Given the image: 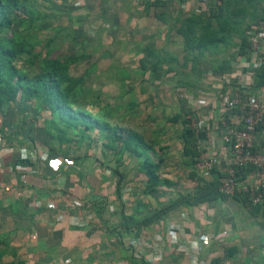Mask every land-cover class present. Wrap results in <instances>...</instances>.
<instances>
[{"label":"crops","instance_id":"crops-1","mask_svg":"<svg viewBox=\"0 0 264 264\" xmlns=\"http://www.w3.org/2000/svg\"><path fill=\"white\" fill-rule=\"evenodd\" d=\"M49 1L51 4L48 3ZM243 1L230 2L229 12H240L238 6ZM158 2V0H31L30 3H33L32 6L37 10L48 13L51 18L54 12L59 14L57 15L59 20L63 15L58 27L53 26L51 22L55 18L51 20L46 18L38 27V38L44 41L53 35V32H50L51 28L57 30L61 27L60 29L64 31L63 40L58 37L52 45L59 49L61 44H67L66 50L61 49L63 54L86 52L89 55L87 59L79 62L78 67L83 74L93 65L91 74L86 78L88 88L92 91L96 89L93 93L100 97V93L104 92L103 86H106L103 85L108 79L106 77L113 80L112 82L119 78L121 94L130 96L127 109L133 117L142 113L139 107V102L142 101L138 100L142 98L143 101L147 100L143 122L136 125L138 127L136 129L127 128L148 136L154 133L168 134V128L175 125L180 126L182 135L184 121L186 120V126H189L191 120L197 119L204 124L202 127L204 130L201 136H198L196 150L200 143L204 151L212 155L224 156L228 149L222 143L223 131L218 128L216 117L223 112L225 98L223 95L232 87L233 80H237L235 76L246 70L247 52L238 53L241 43L238 34L225 33L224 37L227 41L220 44L219 51L212 54L205 50L201 61L197 47H193L195 41L192 36L191 44L185 46L187 33L189 35L186 29L191 27L190 31H195L194 35L201 33L204 29L202 21L207 22L210 6L200 0ZM250 3L247 6L251 9L254 1L251 5ZM51 7L54 8L51 13L45 11V8ZM71 16V28L67 30ZM247 22L251 23L249 17ZM29 26L34 28L38 25L37 22H33ZM87 26L88 29H85ZM116 30L121 35H118ZM127 36L130 38L126 45L124 39ZM115 38H118V42L119 39L122 40L116 51L110 48L114 46L112 43ZM226 45L230 46L232 51L225 54ZM117 50L122 59L115 57ZM95 52L98 53L96 57H94ZM112 58L116 60L115 63H112ZM141 58H144L148 64L157 65V68L143 70L139 64ZM104 59H108L112 65L110 63L109 67L101 68ZM119 62H123L122 65ZM130 67L133 70H129ZM107 71L108 73L104 75ZM258 75L248 73L244 74V78L250 84H248L249 90L264 99V81L259 79ZM102 76H104L103 80H101ZM90 81L100 84L99 86L96 84L95 89H91L93 84L88 85ZM143 95L145 97H142ZM158 103L161 115L156 117L152 112ZM107 105L110 106L108 108L116 109L115 106L105 103L101 106V113L105 111ZM146 107L149 110H145ZM29 109L34 110L23 103L8 105L5 117L0 118V127H4L7 132L22 128L27 123H22V118L20 121L17 116H20L23 110ZM13 110H19V114L14 117L9 115L8 113H12ZM42 111L37 110V117ZM35 113L36 110L33 115ZM176 114L180 115L179 118L172 120L173 115ZM37 117L33 120L38 121ZM44 119L38 121L43 126ZM159 119L163 120L162 123ZM106 120L109 121L108 118ZM118 120L111 123L123 127ZM150 125L151 127L148 128L147 126ZM97 137L98 133L95 138ZM39 138L43 137L39 135ZM93 139L94 137L91 138ZM19 140L21 139H16L15 134L12 133L0 142L1 261L62 264L65 259L70 258L72 264H186L183 250L174 252L165 248L161 251V257L154 258L153 250L145 247L141 258L128 255L130 249H134L133 251L137 253L133 243L151 240L156 234H162L172 226L177 229L178 243L185 247L188 245L200 259L211 263L212 260L220 257L222 264H264V205L248 206L238 198L230 196L215 198L192 207L181 204L166 211L154 223L134 228L130 234L120 237L108 229H100L102 222L110 223L112 226L117 222L111 215L110 218L106 215V212L110 211V206L114 208L112 211L116 210L117 215H120V200L115 194L117 177L114 178L112 195L114 200L108 198L110 204L102 217L96 214L93 205L103 197L101 191L104 182L106 183L110 176L115 177L116 174L112 169L117 168L124 174L119 170L118 165L127 156L116 162L115 152L101 140L102 146L98 151L106 157L111 155L108 162H114L115 165L104 163V169L107 171L96 169L95 172L103 177L100 183L101 178L98 179L97 176V180L91 176L92 173L89 172H92V168L88 170L82 162L84 156L90 155L88 151L83 157L77 158L78 165H72L74 166L72 169L67 166L73 163L70 158V160L67 158L69 162L65 160V163L61 162L57 167L50 165L48 160L42 161L40 168L37 164H31L32 172L16 168L19 164L26 168L28 166V163L19 160L25 159L21 156V147L30 146V143L21 145ZM260 140L264 146V128L260 131ZM161 144L165 147L163 155L165 158L160 168V176L169 179L171 185H160L156 191L149 194L140 193L145 180L141 170H137L130 179L124 174L125 182L120 184V193L129 197L126 200L124 196L125 207L130 203L137 216L146 215L157 206H166L178 196L177 193L182 185L174 182L171 175L179 171L195 172L192 190L198 185V179L201 181L199 183L214 179L220 183L224 175L219 169L223 168V164H220L210 177L203 178L200 163L191 167L189 158L184 155V140L180 154L183 153L185 158L181 155L174 167L167 166L168 158L172 156L170 146L167 142ZM38 145L34 147L41 151L45 150ZM45 152L48 154L47 158L61 159V161L65 159L61 155L53 154L49 149ZM198 154L200 157L199 152ZM131 157L137 159L136 156ZM176 157L179 158L180 155L177 154ZM182 166L184 168L180 169ZM51 204L54 206L52 207ZM141 209L147 211L141 213ZM106 235L109 237H105ZM95 243L96 250L92 252L94 248L92 245Z\"/></svg>","mask_w":264,"mask_h":264},{"label":"trees","instance_id":"trees-1","mask_svg":"<svg viewBox=\"0 0 264 264\" xmlns=\"http://www.w3.org/2000/svg\"><path fill=\"white\" fill-rule=\"evenodd\" d=\"M158 1L161 2V0ZM232 1L211 0L207 4L211 9L210 15L207 18V22L202 21L204 29L201 30V33L194 35L195 31H190L191 27L186 29L189 35L187 33L185 46L188 47L191 44L193 37L195 41L193 47H197V51L201 55L199 58L201 61L205 50L212 54L219 51L220 44L227 41V38L224 37L225 33L233 32L238 34L241 39L238 53H245L249 47L245 31L251 29L253 24H257L264 19V16H261L251 20V23L244 20L243 12L244 10L248 11V3L245 4V7L240 12H229L230 2ZM30 2L31 0H0V116L4 115L5 117L6 112H3V110L6 111L8 105L17 103L28 104L30 108L36 110L35 115H33L34 118L38 115L37 110H49L51 116L44 119L42 132L51 134L54 144L57 140L61 144L74 142L69 132L78 135L82 139L87 136L93 138L91 131H96L98 133L97 138L103 140L104 144L115 152L116 162L121 161L124 156H136L137 159L139 158L138 161L141 163L139 170L145 176L140 189L142 193L149 194L154 192L160 185H171L172 183L169 179L160 176V168L165 158L163 156L165 147L161 144L158 135L154 133L146 136L142 132L120 127L105 119L106 110L103 112L104 114L91 110L93 108L96 109L98 95L95 98L96 101L87 103L85 97L89 92H94L86 88L88 87L86 86V78L91 74L93 65L83 74L79 73L78 67L79 62L87 59L89 55L86 52L67 55L59 51L57 47L55 48L52 44L55 43L56 38L60 37L63 40L64 31L60 29L61 27L57 28V30L51 28L50 32H53V35L47 37L44 41L39 40L38 27L40 24L46 18L51 20L54 17L57 19L58 16L54 12L51 18L48 13L34 8L32 6L33 3ZM71 21L72 16L70 18ZM244 21H246L245 24ZM33 22H37L38 26L29 27L23 32L18 30L19 27H15L16 25L32 24ZM71 24L72 22L67 27V30L71 28ZM68 34L69 32L67 36ZM83 45L84 43H82ZM139 64L143 70L157 68V65L148 64L144 58L139 60ZM222 68H225L224 64ZM258 74V78L264 81V71H260ZM85 103L86 105H84ZM88 103L89 105L87 106ZM179 116V114L173 115L172 120H177ZM184 122L185 126L182 128L183 132L181 135L184 140V155L189 158L190 166L194 167V165L199 164V160H197L199 159V154L196 150L198 134L189 126H186V120ZM12 133L15 134L16 139H21L19 140L20 144L22 143L21 145L29 142L30 146L28 147L35 148L34 145H37V141L45 145L46 134H44L45 138L40 139L37 137L38 135H30L28 130L25 131L23 127L12 131L8 130L7 132L1 126L0 135L2 136L0 142L12 135ZM65 160L69 162L66 158L62 162L65 163ZM72 160L73 163L67 165L68 168L71 167L70 169L74 167L72 165H78L77 157ZM19 161L33 164L28 159H20ZM62 166L64 167L65 164ZM112 171L118 175L115 194L120 200L119 208L121 209L119 214H122V219L113 224V226L105 227V229L116 233L120 237L130 234L134 228L154 223L158 217L178 205L182 204L187 207L198 206L205 201L227 196L218 190V180L204 181L189 193L182 194V192L178 191V196L172 199L168 205L157 207L146 215L137 216L136 213H126L124 197L122 192L120 193V184L125 179L124 174L120 173L117 168L112 169ZM194 176L195 172L193 171L190 173V177L194 178ZM101 196L103 197L97 201V204L93 205V208L96 214L102 217L110 202L108 196L103 193H101ZM235 197L248 206H252L246 194ZM221 261L222 259L217 257L210 264H222ZM0 264L26 263L24 261L3 262L0 260Z\"/></svg>","mask_w":264,"mask_h":264},{"label":"built area","instance_id":"built-area-1","mask_svg":"<svg viewBox=\"0 0 264 264\" xmlns=\"http://www.w3.org/2000/svg\"><path fill=\"white\" fill-rule=\"evenodd\" d=\"M201 2L207 5L211 0H201ZM245 35L249 42L246 51L248 56L246 70L240 73L241 75L235 76L237 80H233L232 87L223 95L225 98L222 114L214 116L218 128L223 131L221 140L228 151L224 156L212 155L204 151L200 143L197 150L200 153L198 160L203 178L210 177L212 172L223 164V168H219L224 175L221 177L218 190L230 197L246 194L252 206L257 207L264 205V146L260 140V131L264 128V99L249 90V82L245 80L244 74H258L264 71V19L253 24L251 29L245 31ZM188 125L199 137L201 136L204 130L201 121L193 119ZM21 151V156L34 165L37 164L38 168L41 167L42 161L48 160L54 167L62 162L61 159L47 158V152L37 148L24 146L21 147ZM31 167V164H28L27 168L19 164L16 168L32 172ZM178 240L177 229L171 226L162 234H156L151 240L133 243L137 253L133 251L134 249H130L128 255L141 258L146 247L153 250L154 258H159L162 249L168 248L174 252L183 250L186 264H210L208 260L200 259L188 245L182 246ZM62 264H72V262L69 258Z\"/></svg>","mask_w":264,"mask_h":264},{"label":"rangeland","instance_id":"rangeland-1","mask_svg":"<svg viewBox=\"0 0 264 264\" xmlns=\"http://www.w3.org/2000/svg\"><path fill=\"white\" fill-rule=\"evenodd\" d=\"M44 1H47V0H44ZM237 1H240V0H237ZM249 2L252 3L253 1L244 0L243 3H240L238 7L240 9H242V8L245 7V4H247ZM263 2H264V0H254L253 7L251 9L250 8H247L248 11H245L244 10V12H243V17H245L244 20H247V18L249 17L250 18V21H251V20L257 19V18H259L261 16H264V4H263ZM48 3H50V1ZM47 8H45L46 9L45 11H48L50 13L54 10L53 7H51L50 9H47ZM261 11H263V12H261ZM57 15H59V14H57ZM62 17H63V15L61 16V20H59L60 18L59 19H54L53 21L51 20V22L53 23V26H55V27L60 26V22L62 21ZM245 22L246 21H244V24H245ZM29 25H31V24L26 23V24H22V25L20 24L19 26L16 25L15 27H19L18 30H20L21 32H23L26 29H29V27H32V26H29ZM85 29H88V26L85 27ZM116 31L115 32L118 35H121L118 30H116ZM40 34L42 35L43 33L41 32ZM129 38L127 36L124 39V40H126V42H125L126 45L128 43ZM117 39L118 38H115L114 39V42L112 43V45H114V46L113 47L110 46V48L115 49L114 51H116V49H119V47H120V45L122 43V40L121 39H119V42H118ZM132 43H129V44H132ZM118 44H120V45H118ZM66 45L67 44H61L60 47H59V51H61V49L62 50H66V47H67ZM133 46L134 45H132V47ZM129 47H130V45H129ZM228 48H230V46L229 47L227 45H226V47L224 46V51L227 50L225 52V54L228 53V52L230 53L232 51V48H230V49H228ZM117 52L118 53H116L115 57L117 59L118 58L119 59H122L123 57H121V55L119 54V51L118 50H117ZM97 54L98 53L95 52L94 57H96ZM115 62H116V60L113 59L112 60V63H115ZM110 63L111 62L108 59H104L102 61V63H101L100 66H101V68L102 67L106 68V67H109L108 65H110ZM112 63H111V65H112ZM122 63L119 62L120 65H122ZM205 64H206V62H205ZM128 69L129 70H133V68H131V67L128 68ZM79 73H80V70H79ZM107 73H108V71L107 72H104V75L107 74ZM195 77H196V75H195ZM106 78H108V79L106 80V83L103 84V85L106 84V86H103L104 87L103 88L104 89V92L100 93V97H97V101L99 103H96V109L93 108L91 110H93V111L101 114V111H102L101 106H103L105 103H109V104L115 106L116 109L108 108L110 106L107 105V107L105 108V110H106L105 111V119L108 118V120L110 122H115V121H117L119 119L118 120L119 123L122 124L123 127H125V128H127V127H131V128H135V129L138 128L136 125H139V123H142L143 122V115L145 114V111H144L145 101H147V100L143 101L144 98L138 100V101H142V102H139L140 103L139 104L140 105L139 107L141 108L142 113H139L136 116H134V117L137 118V119H134V117L132 116V113H129V110L127 109L128 108L127 102L129 100L130 96L128 94H125V95H122L121 94L122 90L120 88V84H119L120 80H119V78H117L114 82H112L113 80H110L109 77H106ZM103 79H104V76H102V79L101 80H103ZM92 84H93V86H92L91 89H95L94 86L96 84L99 86L100 83L97 82L96 84H94V83L91 82L88 85H92ZM86 86H87V83H86ZM86 88L89 89L88 87H86ZM93 91H96V89L93 90ZM96 96L97 95L95 93L89 92V94L86 95V97H85L86 98V103L89 102V101H96L95 100ZM142 97H145V95H143ZM154 102H156V101H154ZM86 103L84 105H86ZM88 104H87V106H88ZM151 105H153V104H151ZM145 110H149V109H147V107H146ZM32 111L34 112L35 110H32ZM32 111H31V109H29V110H23L21 112L20 116H17V117H19L18 118L19 120L22 118V121H24L23 123H27L25 126H23V128H24L25 131L28 130V133H30V135H38L37 137H39V135H40L43 138H45V135L44 134H46V140L44 142L45 148H44V145H41V142H39V141H37L36 144L37 145L39 144L38 145L39 147H43V149H45V150L46 149H49V151L53 152V154L61 155L62 157H65L66 159L67 158L68 159L69 158L70 159H73L74 157H77V158L78 157H83L84 154H87L86 151H88L90 153V155L84 156L83 159H82V162L86 166L85 168H88V170H89V168H92V172H89V173H92L91 176H94V178H96V179H97V176H98V179L101 178V181H99V182L102 183V178L103 177H102L101 174L98 175L95 172L96 169H99V170L104 169V167H105L104 166V163H107V164L112 165V166L115 165V163L114 162H108L109 159H110V157H112L111 155L108 156V157H106V156L102 155L98 151V149L102 146V141H101L100 138L99 139L95 138L96 135H97V133L95 131H91V135H92V137H94V139L91 140V138L88 137V136L81 139V137H79L78 135H76V134H74L72 132H69L71 134V136L73 137L74 142H72L71 144L68 143V142H64V143L61 144L57 140V142L54 144L53 143V140H52V135L49 134V133H46V132L43 133L42 132L43 125H42V123L38 122V121H42L43 118H45V119L50 118V116H51L50 111L49 110H47V111H44L43 110L39 114V116L37 117L38 121L33 120L34 116H33V112ZM107 111H108L109 114H107ZM3 112H6V111L3 110ZM8 114L14 117L15 115L19 114V110L18 111L17 110L16 111L13 110L12 113L9 112ZM152 114L154 116H156V117H159L161 115L159 103H158L157 106H155V109H153ZM2 117H4V115H2ZM162 121L163 120H160L161 123H162ZM148 122H149V120H148ZM132 124H134L135 126L133 127ZM2 125H3V123H2ZM38 125H40V126H38ZM147 127L149 128V127H151V125L150 126H147ZM143 128L145 129V127H143ZM168 130H169V133L168 134H156V135H158V137L160 138V142H162L163 144L167 142V144L170 146V149L169 150H170V154L172 156H170L168 158L169 159L168 160L169 162H168V165L167 166H170V167L173 166L174 167V164L178 161V159L181 158V155L184 157L183 153L180 154V152L182 151L181 150V147L183 145V140H182V137H181V131L182 130L180 129V126L177 127L175 125L172 126L171 128H168ZM177 154L180 155L179 158L176 157ZM138 160H139V158L138 159H135V157H129V156H127V157H124L123 162H119L120 165H118V168H119L120 171L124 172V174H125V176H126L127 179H130L131 176H133V174H136L137 170H139L141 168V163H139ZM183 168H184L183 166L180 167V169H183ZM104 171H107V170L104 169ZM180 173L181 172L179 171L175 175H171V178H173V181L174 182L179 183L180 185H182L181 189L179 190L180 192H182V194H186V193L191 192V190H192V188L194 186V185H192L194 183V180L193 179L195 178L196 174H195L194 178H191L190 177V174H189L190 172L187 171V170L182 171L181 174ZM107 175L109 176V174H107ZM116 177L118 178V175H115V177H113V178L111 176L108 177V180L106 181V183L104 182L103 190L101 191V193H103L104 195L108 196L109 199L112 198L111 200H114V196H112V195H113V190H114V178L116 179ZM140 179L142 180V178H140ZM199 181L200 180L198 179V184H200ZM122 183H123V181H122ZM141 192L142 191H140V193ZM122 196L123 197L125 196V199L126 200L129 199V197H127L125 194L122 195ZM112 208H113V206H110V211L106 212L107 213L106 215L109 216L108 218H110L112 216L115 220H117V222H119L122 219V214H120L118 216L116 214V212H115L116 210L112 211L114 209V208L113 209ZM141 208H142V206H141ZM146 211L147 210H144V209H141L140 210L141 213L146 212ZM126 213H134L133 207H132V205L130 203L129 204H126ZM92 214H93V212H92ZM114 214H115L116 218H115ZM108 226L110 227L111 224L110 223H108V224L107 223L106 224L104 223L103 224V222H102V226H100V229H103V228L108 227ZM104 234H107V233H104ZM105 237L108 238L109 236L106 235ZM109 243H111V241H109ZM95 245H97V244L95 243L94 245H92V247H94V248H92L93 249L92 252H95L94 249L96 250V246Z\"/></svg>","mask_w":264,"mask_h":264},{"label":"clouds","instance_id":"clouds-1","mask_svg":"<svg viewBox=\"0 0 264 264\" xmlns=\"http://www.w3.org/2000/svg\"><path fill=\"white\" fill-rule=\"evenodd\" d=\"M36 148V147H35ZM38 149V148H37Z\"/></svg>","mask_w":264,"mask_h":264}]
</instances>
